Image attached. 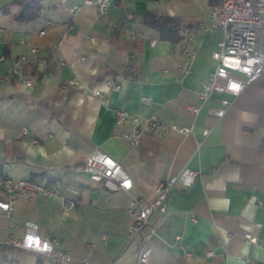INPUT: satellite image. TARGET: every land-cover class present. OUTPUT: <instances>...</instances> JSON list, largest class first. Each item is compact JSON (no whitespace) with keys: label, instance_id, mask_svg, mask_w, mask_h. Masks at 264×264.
Returning a JSON list of instances; mask_svg holds the SVG:
<instances>
[{"label":"crops","instance_id":"crops-1","mask_svg":"<svg viewBox=\"0 0 264 264\" xmlns=\"http://www.w3.org/2000/svg\"><path fill=\"white\" fill-rule=\"evenodd\" d=\"M16 1L0 0V174L44 179L75 207L64 211L58 197L17 200L12 224L0 222L1 234L20 236L25 223L34 222L40 236L56 238L71 253L68 264H134L147 236V264H264V78L237 96L200 99L222 41L205 26L223 0H113L105 19L93 2L70 0L78 6L71 14L62 0H42L40 15L27 22L15 18ZM147 12L177 17L189 28L194 57L188 72L180 41L161 39L145 26ZM120 26L134 35L122 34ZM109 79L119 88L106 85ZM222 99L231 103L219 118ZM187 105L200 110L192 115ZM113 109L156 116L162 127L143 131L140 144L130 145L122 133L133 126L116 125ZM171 124L192 132L171 131ZM95 149L122 165L130 190L87 177L84 160ZM186 168L199 173L190 188L171 193L165 212L152 213L129 238L131 200L151 202L159 182ZM0 264L51 262L0 247Z\"/></svg>","mask_w":264,"mask_h":264},{"label":"built area","instance_id":"built-area-1","mask_svg":"<svg viewBox=\"0 0 264 264\" xmlns=\"http://www.w3.org/2000/svg\"><path fill=\"white\" fill-rule=\"evenodd\" d=\"M112 1L86 0L85 3L93 2L96 5L98 16L105 19L107 9ZM69 2L70 0H62L69 12L73 14L78 6ZM205 28L219 31L222 41L219 43V48L212 53L217 64L202 84L200 99L204 100L213 94L221 93L237 96L246 86L264 78V0H223L210 9ZM66 30L68 32L73 30L71 22L66 25ZM118 30L126 36L134 35L123 26L118 27ZM40 34L43 35L44 31H41ZM180 36V47L185 54V71L188 72L194 57V51L188 47L192 40L189 28L182 26ZM90 40L94 39L90 38ZM29 50L31 53L36 52L35 47L32 46L29 47ZM25 59L22 56L19 61L23 62ZM24 83L28 86L31 84L29 80H25ZM70 84L73 85L76 82L71 81ZM106 85H110L114 89L119 88V85L111 79L106 81ZM94 94L99 102L104 104L105 99H103L102 92L95 91ZM142 101L148 103L149 98L144 96ZM230 103L228 99H222L215 115L219 118L223 117ZM186 110L190 114L196 115L200 106L187 105ZM113 117L116 125H122L125 122L132 124V130L123 132L122 138L133 146L140 144L143 131L156 132L162 127V122L153 115L141 118L121 109H113ZM168 129L184 135L192 132L191 128L177 124L169 125ZM208 133V129L202 131L203 136ZM83 172L90 180L100 182L111 190L128 191L132 187V181L122 165L99 149L87 154ZM198 174L197 171L186 168L179 174L159 182L155 187V197L151 202L133 198L127 207V212L132 218V224L127 229V236L130 238L139 234L152 213L165 212L168 196L175 191L188 190ZM36 195L44 198H60L64 211L72 210L75 207L74 199L61 196L58 190L44 179L40 181L27 178L14 180L0 174V222L6 219L12 224V211L15 202L20 199H31ZM37 229L36 223L27 222L24 232L20 236L2 235L0 232V247L30 252L48 259L51 264L74 262L71 253L61 249L56 238H44L38 234ZM105 238L106 235L103 236V240ZM148 238L149 236L138 249L134 264L148 263L150 253L147 247ZM246 238L250 239L251 236L246 235ZM210 254V251L206 252V255ZM78 264L93 263L81 260L78 261Z\"/></svg>","mask_w":264,"mask_h":264},{"label":"trees","instance_id":"trees-1","mask_svg":"<svg viewBox=\"0 0 264 264\" xmlns=\"http://www.w3.org/2000/svg\"><path fill=\"white\" fill-rule=\"evenodd\" d=\"M42 0H18L16 5L19 10L15 14V18L20 21H30L40 15ZM141 22L158 32L161 39L168 40L172 43L181 39L180 30L183 26L181 20L171 15H158L154 12H147L141 17Z\"/></svg>","mask_w":264,"mask_h":264},{"label":"rangeland","instance_id":"rangeland-1","mask_svg":"<svg viewBox=\"0 0 264 264\" xmlns=\"http://www.w3.org/2000/svg\"><path fill=\"white\" fill-rule=\"evenodd\" d=\"M11 177H13V178H16V177H14L13 175H10Z\"/></svg>","mask_w":264,"mask_h":264},{"label":"bare ground","instance_id":"bare-ground-1","mask_svg":"<svg viewBox=\"0 0 264 264\" xmlns=\"http://www.w3.org/2000/svg\"><path fill=\"white\" fill-rule=\"evenodd\" d=\"M46 182H48V181H46Z\"/></svg>","mask_w":264,"mask_h":264}]
</instances>
